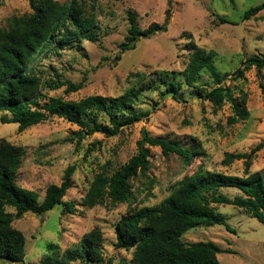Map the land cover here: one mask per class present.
Listing matches in <instances>:
<instances>
[{
  "label": "rangeland",
  "instance_id": "374dc122",
  "mask_svg": "<svg viewBox=\"0 0 264 264\" xmlns=\"http://www.w3.org/2000/svg\"><path fill=\"white\" fill-rule=\"evenodd\" d=\"M64 3L68 0H56ZM90 13L96 16L98 42H82L81 49L68 46L42 55L32 66L57 81L83 83L75 93H66V86L59 90H45L51 98L80 101L91 96L116 99L130 86L135 73H158L155 78L174 80L180 84L176 97L161 100L159 91H145L137 101L139 112L152 110V96L160 107L149 119H145L114 138L102 134L88 136L79 148L68 142L79 128L64 119L54 117L23 133L18 125L1 123L0 141L5 139L13 145L24 147L26 156L20 169L18 183L21 187L36 191L42 202L51 185H60L69 166H76L74 187L65 200L76 203L75 214L65 215L58 206L44 216L27 214L15 220L13 226L20 230L27 241V257L24 263L40 264L48 245H55L60 254L77 247L82 237L99 227L103 232V259L112 264H131V253L117 249L115 224L125 215L129 206L111 207L100 205L93 209L82 206V198L100 166L112 170L126 164L138 149L143 130L152 138H165L183 147L200 146L204 154L186 169L185 160L175 154H164L159 147L146 146L150 154L151 169L146 179L154 181L150 195H142L133 207H156L170 195V187L185 174L202 167L208 171L230 176L244 177L245 165L237 161L230 167L222 162L227 154L250 153L262 145L251 166L250 173L264 172V70L253 67L245 78L233 82L235 97L243 95L250 112V119L232 126L228 118L233 115L227 104L215 113L206 99L205 92L189 87L179 72L188 61L185 51L191 38L201 48L217 54L216 66L221 73L233 74L241 63L257 55L264 57V11L251 20L241 21L243 14L264 0H83ZM137 15L142 30L152 24L168 22V32L158 33L151 39L138 42L133 51L120 55V44L130 28L128 13ZM31 12L27 0H0V28L7 26L12 16ZM225 18L227 23L221 21ZM120 55V60H117ZM99 64H102L100 66ZM153 78V77H152ZM204 87L213 88L208 73L200 81ZM165 84V83H164ZM227 84H231L230 81ZM47 101H42L45 104ZM10 117V115H8ZM88 150H92L90 153ZM145 179L134 182L140 186ZM234 198L241 195L237 190H225ZM235 233L223 226L200 227L189 230L185 241H211L222 250H233L234 254H221V264H264V225L251 218L245 211L232 206H218ZM8 212L15 214L14 210ZM72 264H83L75 262Z\"/></svg>",
  "mask_w": 264,
  "mask_h": 264
},
{
  "label": "trees",
  "instance_id": "16d2710c",
  "mask_svg": "<svg viewBox=\"0 0 264 264\" xmlns=\"http://www.w3.org/2000/svg\"><path fill=\"white\" fill-rule=\"evenodd\" d=\"M31 12L22 16H12L7 26L0 28V113L4 125H18L19 132L35 127L58 117L77 126L79 130L68 142L79 148L82 142L94 134L114 138L124 129L149 119L160 107L152 96V110L139 112L137 101L145 91H159L161 100L176 97L180 84L170 79L155 78L135 73L131 75L130 86L116 99L91 96L80 101H66L63 98L47 97L46 89L59 90L66 86V93L80 91L83 83L57 81L39 68L32 66L42 55L68 46L81 49L82 42H98L96 16L90 13L83 0H27ZM121 2L123 0H112ZM264 11V2L251 7L241 21L251 20ZM130 28L120 44V55L136 49L138 42L151 39L158 33L168 32V22L152 24L148 29H140L136 13H128ZM221 21L227 23L225 18ZM185 51L188 61L179 76L189 87L199 89L217 113L227 104L233 115L228 118L232 126L250 119L245 96L235 97L233 82L245 78L253 67L264 70V57L254 55L241 63L233 74L221 73L216 66L217 54L207 51L188 40ZM58 49V50H57ZM117 55V60H120ZM102 66V64H99ZM208 73L213 88L204 87L200 81ZM153 77V78H152ZM230 81L231 84H227ZM165 83V84H164ZM264 92V86H262ZM47 101L41 104L42 101ZM10 115V117L8 116ZM159 147L164 154H175L185 160L186 169L201 157L200 146L183 147L165 138H152L143 130L138 142L137 153L129 161L115 170L100 166L82 198V206L93 209L100 205L116 207L128 205V212L115 224V247L131 253V264H221L219 255L234 254L233 250H222L211 241L189 243L185 235L189 230L200 227L223 226L235 233L227 218L219 212L218 206H232L245 211L251 218L264 225V172L251 174L250 169L262 145L250 153L227 154L222 162L230 167L237 161L245 165L244 177L230 176L198 167L192 174H185L170 187V195L156 207H133L142 195H150L154 181L146 179L151 169L150 154L146 146ZM92 150H88L90 153ZM26 156L24 147L0 141V261L24 263L27 257V241L24 234L13 226L15 220H22L27 214L41 217L60 206L65 215L76 212V203L65 200L74 187L73 177L76 166H69L60 185L47 188L44 200L39 201L36 191L19 185L20 169ZM145 179L140 186L134 182ZM225 190H237L241 195L229 197ZM14 210L15 214L8 212ZM103 232L99 227L86 233L77 247L60 254L55 245H48L40 264H112L103 259Z\"/></svg>",
  "mask_w": 264,
  "mask_h": 264
}]
</instances>
